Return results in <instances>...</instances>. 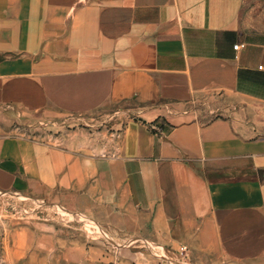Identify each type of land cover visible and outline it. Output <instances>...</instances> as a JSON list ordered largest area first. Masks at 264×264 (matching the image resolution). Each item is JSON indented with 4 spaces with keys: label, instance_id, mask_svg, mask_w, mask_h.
<instances>
[{
    "label": "crops",
    "instance_id": "0c3cea01",
    "mask_svg": "<svg viewBox=\"0 0 264 264\" xmlns=\"http://www.w3.org/2000/svg\"><path fill=\"white\" fill-rule=\"evenodd\" d=\"M262 115L264 0H0V191L136 237L123 264H264ZM7 229L6 264L112 260Z\"/></svg>",
    "mask_w": 264,
    "mask_h": 264
},
{
    "label": "rangeland",
    "instance_id": "374dc122",
    "mask_svg": "<svg viewBox=\"0 0 264 264\" xmlns=\"http://www.w3.org/2000/svg\"><path fill=\"white\" fill-rule=\"evenodd\" d=\"M203 105H205L206 110L209 112L223 114L229 111L226 109L229 104H227L224 99L215 98L206 100ZM111 111H113V109ZM111 111L109 110V112ZM262 118H264V115H262ZM22 129L24 131L26 130L25 128ZM34 130L35 133L40 134L41 132H46V130L50 131L54 129L46 128L45 126H36ZM44 223H50L57 226V228L64 227L66 236H81L90 244L100 242V244L106 247L108 253L110 252L112 254V260L106 264H123L121 257H124V253H126L127 247L129 246L134 249H140L137 243H135V241H137L136 237L134 240H129L126 234L118 233L108 227L105 228L102 224L91 221L88 217L79 216L71 211L69 212V210L55 202H48V199L42 195L0 191V264H6L10 252L8 238L5 233L9 225H17L19 227L23 225H43ZM1 242L4 243L1 244ZM182 245L187 244H181L174 251L175 253L177 251L180 253L179 255L181 257L187 259L188 250L184 253L181 250ZM153 251L157 253V257H171L169 249L162 250V253L157 249ZM25 252V250L18 248L17 264H24L26 262L28 257Z\"/></svg>",
    "mask_w": 264,
    "mask_h": 264
},
{
    "label": "built area",
    "instance_id": "2783aa9c",
    "mask_svg": "<svg viewBox=\"0 0 264 264\" xmlns=\"http://www.w3.org/2000/svg\"><path fill=\"white\" fill-rule=\"evenodd\" d=\"M245 46V42H237L236 44H234V48L238 49L240 47ZM181 250L185 253L188 250V246L187 245H182L181 246Z\"/></svg>",
    "mask_w": 264,
    "mask_h": 264
}]
</instances>
